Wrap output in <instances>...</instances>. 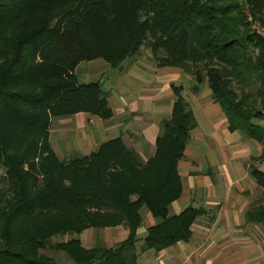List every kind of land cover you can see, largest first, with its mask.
<instances>
[{
    "label": "trees",
    "instance_id": "16d2710c",
    "mask_svg": "<svg viewBox=\"0 0 264 264\" xmlns=\"http://www.w3.org/2000/svg\"><path fill=\"white\" fill-rule=\"evenodd\" d=\"M246 12L264 25V0H0V264H137L138 249L189 238L203 208L168 213L182 188L176 162L194 124L179 85L145 160L120 135L58 157L48 127L77 111L109 117L100 80L78 81L76 64L101 58L117 67L145 46L156 65L190 73L193 90L206 79L228 128L264 153V38ZM250 173L264 194V171L252 166ZM142 208L155 222L137 245ZM244 217L264 225V202L249 204ZM116 224L127 234L110 246L51 240Z\"/></svg>",
    "mask_w": 264,
    "mask_h": 264
},
{
    "label": "crops",
    "instance_id": "0c3cea01",
    "mask_svg": "<svg viewBox=\"0 0 264 264\" xmlns=\"http://www.w3.org/2000/svg\"><path fill=\"white\" fill-rule=\"evenodd\" d=\"M96 59L100 58L83 61ZM79 63L74 70L77 75L81 73ZM97 66L101 68L90 67L85 76L92 78L94 74L106 72L100 85L106 92L111 115L101 118L77 111L50 122L57 125V137H62L63 143L72 144L69 150L85 154L101 141L120 135L122 142L145 160L154 151L161 120L170 113L173 85L180 86L194 118L182 156L176 162L181 192L169 203L168 213H177L187 204L204 211L190 224L188 239L157 251L138 249L137 264H245L249 258L253 262L264 256V240L260 246L245 241L256 238L258 222L244 217L249 204L256 203L259 193L263 194L250 173L252 166L264 171L262 145L228 128L220 104L210 96L206 79L193 90L190 73L173 65L158 66L147 54L128 56L117 67L109 66L104 60ZM51 124L48 127L50 145ZM66 130L70 133L66 134ZM140 216L137 245L141 244L145 228L155 222L147 209L142 208ZM72 234L84 247L110 246L124 238L127 229L122 224L90 226ZM72 234L62 235V240Z\"/></svg>",
    "mask_w": 264,
    "mask_h": 264
},
{
    "label": "rangeland",
    "instance_id": "374dc122",
    "mask_svg": "<svg viewBox=\"0 0 264 264\" xmlns=\"http://www.w3.org/2000/svg\"><path fill=\"white\" fill-rule=\"evenodd\" d=\"M246 20H247V18H246ZM145 54L150 55V51L145 46H141L139 48L138 53L135 54V55H138L140 57V56L145 55ZM102 60L100 58V59L92 60V61H89V62H86V61H83V60L80 61V63L78 64L80 66L78 71H80L81 73H78V75L75 74L77 80L78 81H80V80H88V79H91V80H93V79L103 80L105 78L106 72L104 74H102V73H99L98 75L94 74V76H92V78H86V76H85L86 75L85 73L87 71H90L91 69H96V67L98 69H100L101 66H97V65H98V63L102 62ZM90 62H92V63H90ZM90 67H91V69H89ZM74 70H75V68H74ZM116 72L117 71L115 70L113 74H115ZM61 117H63V116L53 117L50 122L58 121L59 119H61ZM50 126L52 128L50 141H51V145H52L53 149L55 150L57 156L61 157V158L62 157L66 158V157H69V156H72V155H78L79 152L76 151L75 149H70V150L68 149V148H72V144L71 143L70 144L68 143L69 145L66 144L65 142L63 143V141H64L63 138L62 137H57V134H58L57 125L52 123ZM68 133H70V130H66V134H68ZM2 173H3V167H2V165H0V175ZM255 202L256 203H263L264 202V194L259 193L258 199ZM143 210H146V209L143 208ZM255 230H256V233H257L256 234V238H250V239L245 240V241L246 242L251 241V242H253V245L259 244V246H260V244H263V240H264L263 239L264 225L261 222H258L257 224H255ZM71 236H73V234ZM62 239H63V237H62L61 234H56V235H53L51 237L52 241H57V240H62ZM40 251L43 252L44 254L48 255V256L53 257L55 260L60 261V262H64V261H68L69 260V257L67 256V254L64 251H62V250H55V249H52V248H43V249H40ZM245 264H264V256H259V258L255 259L253 262H251V260L249 258L247 260V262H245Z\"/></svg>",
    "mask_w": 264,
    "mask_h": 264
},
{
    "label": "built area",
    "instance_id": "2783aa9c",
    "mask_svg": "<svg viewBox=\"0 0 264 264\" xmlns=\"http://www.w3.org/2000/svg\"><path fill=\"white\" fill-rule=\"evenodd\" d=\"M246 18L249 21V26L252 31L264 38V25L254 20L250 14L246 12Z\"/></svg>",
    "mask_w": 264,
    "mask_h": 264
}]
</instances>
